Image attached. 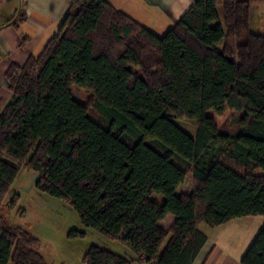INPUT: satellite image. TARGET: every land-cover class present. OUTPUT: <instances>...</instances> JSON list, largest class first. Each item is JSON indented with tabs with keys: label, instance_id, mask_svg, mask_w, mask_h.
I'll return each mask as SVG.
<instances>
[{
	"label": "trees",
	"instance_id": "trees-1",
	"mask_svg": "<svg viewBox=\"0 0 264 264\" xmlns=\"http://www.w3.org/2000/svg\"><path fill=\"white\" fill-rule=\"evenodd\" d=\"M219 1L197 0L159 37L105 0H71L41 54L6 73L13 98L0 114V207L28 169L86 228L149 264H193L207 242L201 223L264 217V35L250 31L248 3ZM73 87L91 94L90 108ZM228 109L240 114L233 133L211 116ZM176 120L196 122L195 136ZM189 173L192 191L178 194ZM36 242L0 225V264H47ZM84 263L131 264L97 246ZM241 264H264V224Z\"/></svg>",
	"mask_w": 264,
	"mask_h": 264
},
{
	"label": "rangeland",
	"instance_id": "rangeland-1",
	"mask_svg": "<svg viewBox=\"0 0 264 264\" xmlns=\"http://www.w3.org/2000/svg\"><path fill=\"white\" fill-rule=\"evenodd\" d=\"M219 12L222 13L219 6ZM216 23H213L215 26ZM245 40L243 35L240 42ZM73 96L77 101L90 108L91 94L85 90L73 87ZM93 119L101 126L107 128L99 116L94 115L92 109L89 110ZM214 117L219 129L223 132L233 133L239 128V113L228 109L222 116ZM175 124L190 136L194 137L197 131L196 122L187 120H176ZM220 160L236 170L243 172L244 169L236 163L230 156L224 154L219 156ZM36 175L28 170L21 169L17 180L12 187L8 198L0 207V225L17 226L28 231L37 242L31 248L38 252L47 264H85L84 256L91 246H97L110 252H122L124 255L128 246L120 240L111 239L92 228H86L73 206L65 200L52 197L36 188ZM193 189L192 174L189 173L180 191L190 193ZM17 196L14 207H11L10 200ZM153 201L160 204L164 201V196L153 194ZM170 220L162 225L166 226ZM249 224V225H247ZM264 224L263 216L242 218L224 227L210 228L205 224H200L199 229L203 231L214 242H217L230 253L240 252L242 246L247 242V249L255 239ZM243 226L234 229L233 226ZM234 229V230H232ZM75 232L84 233V236H73ZM252 237V238H251ZM125 256V255H124Z\"/></svg>",
	"mask_w": 264,
	"mask_h": 264
},
{
	"label": "crops",
	"instance_id": "crops-1",
	"mask_svg": "<svg viewBox=\"0 0 264 264\" xmlns=\"http://www.w3.org/2000/svg\"><path fill=\"white\" fill-rule=\"evenodd\" d=\"M105 1L155 35L162 37L197 0ZM236 2L248 3L249 29L252 33L264 35V0H220L219 4L222 6ZM71 4V0H0V114L13 98L6 79L7 71L13 65L23 67L30 58L41 54L48 41L58 33ZM181 187L177 191L178 194L182 193ZM236 220L242 218L220 227ZM237 227L233 226L234 229L240 228L238 231L241 232L243 226ZM205 236L207 242L193 264H241L242 257L247 251L248 240L240 252L230 253L207 234ZM113 253L126 258L131 264H145L138 260V256L129 247L125 251V256L120 254L122 252Z\"/></svg>",
	"mask_w": 264,
	"mask_h": 264
},
{
	"label": "built area",
	"instance_id": "built-area-1",
	"mask_svg": "<svg viewBox=\"0 0 264 264\" xmlns=\"http://www.w3.org/2000/svg\"><path fill=\"white\" fill-rule=\"evenodd\" d=\"M140 257L142 258V255H141ZM145 264H149V263H146V262H145Z\"/></svg>",
	"mask_w": 264,
	"mask_h": 264
}]
</instances>
